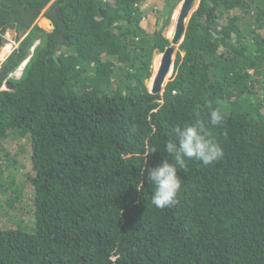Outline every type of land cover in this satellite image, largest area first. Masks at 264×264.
Masks as SVG:
<instances>
[{
  "label": "trees",
  "instance_id": "16d2710c",
  "mask_svg": "<svg viewBox=\"0 0 264 264\" xmlns=\"http://www.w3.org/2000/svg\"><path fill=\"white\" fill-rule=\"evenodd\" d=\"M146 3L0 0V33L18 41L0 65V264H264V0H199L159 93L146 81L171 42L144 26ZM197 120L223 156L185 158L178 203L157 208L142 167Z\"/></svg>",
  "mask_w": 264,
  "mask_h": 264
},
{
  "label": "clouds",
  "instance_id": "9594fccd",
  "mask_svg": "<svg viewBox=\"0 0 264 264\" xmlns=\"http://www.w3.org/2000/svg\"><path fill=\"white\" fill-rule=\"evenodd\" d=\"M180 1L182 4L183 0ZM148 3L149 0H147L146 5ZM3 45L4 44L2 43V46ZM179 45H176V49H178ZM7 56L3 59L5 60ZM27 62V59L24 60L16 69V72H14L10 77H14L16 73H19L20 77ZM21 66L23 67L22 69L20 68ZM19 68L21 70H18ZM8 81L9 80H5L3 84L5 85V88L2 89H8L6 87V82ZM208 118L210 124L212 126H216L222 122L224 115L221 109L217 107L209 112ZM173 134L174 139L165 145V152L169 155L162 156L161 161L155 167L147 169L142 167V171H146L147 173L145 177L147 183H150L153 187V191L151 193V203L155 207L161 209L172 207L178 203L177 197L181 191V178L178 175V172L180 168L184 167L185 158H194L201 161L204 165H209L223 156L221 146L211 138L210 132L200 120L183 126H175ZM155 151L156 150L150 145L145 144V150L143 152V165L145 163V157ZM169 156L171 159H169Z\"/></svg>",
  "mask_w": 264,
  "mask_h": 264
},
{
  "label": "rangeland",
  "instance_id": "374dc122",
  "mask_svg": "<svg viewBox=\"0 0 264 264\" xmlns=\"http://www.w3.org/2000/svg\"><path fill=\"white\" fill-rule=\"evenodd\" d=\"M167 1H168L169 4H171L173 2H176L175 3V6L172 7V8H171V6L166 7ZM167 1L164 0V2H163V0H151V1L149 0V7H148V9H150L151 15H150V18H148L145 21L144 26L147 27V28H149L150 30H153L155 28H163V34L166 35L168 38L171 39L173 37V35H174V32H173L172 35H169L170 29H171V27L173 25L175 26L176 19H177V16H178V14L176 15L175 12H176V9H178V8L181 7V1H176V0H167ZM158 9L159 10H163V12H162L163 14H162V18L161 19L160 18H157V15L155 13V11L158 10ZM169 15H171V20H170V22L166 26H164V22H165L166 18ZM37 24L41 28H43L45 30H48V31H50L53 28L50 20L47 19L45 16H42V15L37 19ZM174 31H175V28H174ZM16 36H17V32L15 30H13V29H9L5 34H2L3 41H4V45L2 47H0V65L4 61L3 58L5 56H7V54L9 55L13 51V49L18 45V41L16 40ZM37 43H38V41H36V44ZM8 44H12L11 50L9 52H7L6 54H4V56H2L3 53H4L3 52V48H5V46L8 45ZM176 51H177V49H176ZM161 54H163V52H159L158 50L155 51V53H154V57H153V60H152V71H153V73H152L151 78L147 79V81H146L147 86L149 88H150L149 82L152 79L153 75H155L154 74L155 66H153L155 64L154 63L155 62V59H156V57L158 55H161ZM23 65H24V63H23ZM20 68L22 69L23 67L21 66ZM20 68L18 70H21ZM14 77L15 78H18L19 77V73H16L14 75ZM2 88H5V85H2L1 89ZM22 142H25V140L22 139ZM2 143H3L4 147H6L3 150H6V149L10 148L9 147V143L12 146L14 145V147H16V146H18V144H20V142L19 141H15L14 138L13 139L7 138ZM0 153L1 154L3 153L1 147H0ZM22 161H24L23 163L25 165H27V167L26 166L23 167V169L19 172V175H24L26 172L29 171V168H30V161H29L28 155L26 156V160L24 158H22ZM16 189H17V190H15L16 192L13 191L12 194L15 196V194L17 193V191H19V189H20V193L19 194H20V197H21L20 199H22V206L28 207L29 204H30V200L32 198V195H33V190L30 189L29 187H26V186H24V187H19L18 186ZM5 204H7L6 201L3 202V205H5ZM18 205L21 208H23L21 206V204H18ZM16 212H17V215L14 216V218H18L20 216V209H19V207L16 208ZM9 213L11 214L12 211H10ZM9 213H7V212L0 213V224H3V223L5 224L6 222H8V219H9V216H10ZM29 216L30 215L26 216L25 218L27 219ZM22 224H23V226H25V229H28V230L33 229V227H34V224H33V222H31V219L30 220L28 219L27 221H23Z\"/></svg>",
  "mask_w": 264,
  "mask_h": 264
},
{
  "label": "water",
  "instance_id": "95a60500",
  "mask_svg": "<svg viewBox=\"0 0 264 264\" xmlns=\"http://www.w3.org/2000/svg\"><path fill=\"white\" fill-rule=\"evenodd\" d=\"M198 0H183L177 19L175 23V31L173 37L170 39L171 44L166 47L162 55L160 66L157 70L154 82L151 85V92L159 93L164 89L165 84L169 80L174 69V59L176 53V45H179L186 30L187 21L193 13L196 4L198 6ZM3 43V37L0 34V47ZM8 89H14L15 85L13 82H6Z\"/></svg>",
  "mask_w": 264,
  "mask_h": 264
},
{
  "label": "bare ground",
  "instance_id": "6f19581e",
  "mask_svg": "<svg viewBox=\"0 0 264 264\" xmlns=\"http://www.w3.org/2000/svg\"><path fill=\"white\" fill-rule=\"evenodd\" d=\"M179 9H180V8L176 9V12H175L176 15L178 14ZM176 15H175V16H176ZM173 22H174V21H173ZM174 28H175V26L173 25V26L171 27V29H170V33L168 32L169 35H172V34H173V32H174ZM11 47H12L11 44L6 45L5 48H3V52H4V53H3L2 56H4V54H6L7 52H9V51L11 50ZM161 58H162V54H161V55H158V56L156 57V59H155V62H154L155 64L153 65V66H155V71H154V74H155V75H153L152 79H151L150 82H149L150 88H151L152 83L154 82V78H155L156 73H157V70H158V68H159V66H160Z\"/></svg>",
  "mask_w": 264,
  "mask_h": 264
}]
</instances>
